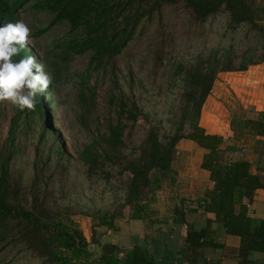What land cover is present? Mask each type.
<instances>
[{"label":"trees","instance_id":"16d2710c","mask_svg":"<svg viewBox=\"0 0 264 264\" xmlns=\"http://www.w3.org/2000/svg\"><path fill=\"white\" fill-rule=\"evenodd\" d=\"M21 9L53 16L37 36L55 26L66 31L55 40V48L37 60L45 64L53 83L37 96L34 110L21 111L10 102H0V127L9 121L7 137L0 136V264H15L22 259L37 264H158L146 247L123 250L103 243L102 238L117 228L119 219L146 220L154 213L149 205L156 193L174 186L173 161L182 140L205 150L201 168L210 173L213 187L206 191L202 205L217 216L229 234L241 237L240 258L246 261L251 252H264V221L253 220L244 202L264 185L251 172L248 161L225 155L222 136L208 133L199 123L218 75L246 71L264 61V52L259 62L250 59L239 66L231 48L220 49L223 52L214 49L208 56L201 53L189 65L175 62L173 79H180L183 94L180 119L169 134L152 124L142 106L143 95L136 88L138 77L156 83L166 66L168 47L177 39L203 35L205 25L223 13L228 15L231 30L248 27L255 40H262L264 51V8L258 0H0V26L15 23ZM77 55H89L84 73L75 75L80 79L82 123H86L97 102V85L91 86L90 80L95 72L105 75L109 66L113 82L108 94L109 112L116 121H110L108 130L96 135L73 160L59 140L49 134L51 101L47 96L55 85L71 77L69 66ZM28 56H35V52L32 54L26 46L12 59L18 62ZM121 61L128 64V91L117 75ZM135 62L136 70L132 67ZM140 119L150 128L144 140L130 148L128 141ZM232 126L264 137V113H233ZM37 129L40 140L32 163L34 174L27 179L17 161L25 153L24 140ZM49 142L52 145L48 146ZM74 162L82 165L89 180L95 176L109 180L131 175L119 210L84 214L92 218L91 241L73 218L81 210L65 206L58 195L69 185ZM176 212L184 214L179 208ZM92 245L101 248L100 256L93 252Z\"/></svg>","mask_w":264,"mask_h":264},{"label":"rangeland","instance_id":"374dc122","mask_svg":"<svg viewBox=\"0 0 264 264\" xmlns=\"http://www.w3.org/2000/svg\"><path fill=\"white\" fill-rule=\"evenodd\" d=\"M258 3L264 8V0H258ZM17 19L23 20L31 29L29 43L27 48L33 54L35 52L36 61L45 56L48 49H54V42L62 37L65 29L55 26L51 31L42 36H37L40 29H45L53 20L51 14L45 12H27L23 9L18 10ZM228 15L226 13L218 15L217 18L210 20L204 28L203 35L194 37L190 40L187 38H179L173 46L168 47L166 66L156 80V83L144 81L141 77L136 79V88L138 93L143 95L142 106L145 112L149 113L152 124L160 125L162 132L167 134L174 131V122L180 119L182 105V82L180 79H173L174 64L180 62L186 65L193 63L201 53L208 56L212 50H228L234 52L235 63L240 65L241 62H247L250 59L259 60L263 57L262 40H255L254 34L249 32L248 27L240 26L231 30L229 26ZM220 50L221 52H223ZM245 52H249L245 55ZM37 63H39L37 61ZM89 63V55H77L71 62L69 69L71 77L64 78L53 89H50L47 101H51L48 105V110L51 116V134L52 137L59 140L69 157L75 160L82 149L92 141V139L108 130L110 121H116V116L109 112L110 106L108 103V94L112 88V67L109 66L107 73L101 74L95 72L90 80L91 86L97 85L96 104L92 108L89 118L86 123L81 121V108L78 93L80 91V79L76 74L84 73ZM45 71L47 67L44 63ZM263 62H259L257 66H263ZM128 64L121 61L119 71L117 73L119 80L124 90L128 91L130 86ZM250 66L246 71H234L220 73L215 81V85L211 94L206 100L202 110L199 123L211 126V130H219L224 127L228 121L230 122L233 113H246L248 110L243 108L242 102L233 93L231 85L240 81V77L244 72L253 69ZM137 69V63L132 66ZM208 127V128H209ZM40 128V127H38ZM150 124L144 119L138 122L136 132L128 141L130 148L144 140ZM232 129L237 130L234 126ZM9 121L2 123L0 127L1 139H5L8 135ZM189 128H186L188 132ZM40 140V131L30 135L27 140H24L23 147L25 153L17 161V167L24 170L25 176L28 179L34 174L32 163L36 158V147ZM51 141L53 140L50 139ZM183 141V140H182ZM52 145L49 142L48 146ZM188 142H181L177 146L176 156L173 161L174 168H178L174 175V186L172 188H164L165 192L179 194L181 188L186 184V177L180 175L179 172H185L189 163L185 152L190 150ZM193 152V151H192ZM180 155V156H179ZM188 155V154H187ZM194 155V153H193ZM192 157L191 155H188ZM73 167V166H72ZM191 167V166H190ZM173 168V169H174ZM114 170L113 173H117ZM130 174L122 176H114L109 180H105L102 176H95L91 180L86 177L85 169L81 164L74 162L69 176V184L66 186L65 192H58L61 196L62 203L65 206H71L77 210H81V214L75 215L73 218L78 223L81 230L85 233L90 231L89 224L92 218L84 215L85 213H105L114 211L124 202L126 195V184ZM60 185V183H58ZM162 191V190H160ZM152 204V203H151ZM119 210V209H118ZM126 217L130 213V208L124 211ZM118 222H122L119 219ZM15 264H37L29 259H22Z\"/></svg>","mask_w":264,"mask_h":264},{"label":"crops","instance_id":"0c3cea01","mask_svg":"<svg viewBox=\"0 0 264 264\" xmlns=\"http://www.w3.org/2000/svg\"><path fill=\"white\" fill-rule=\"evenodd\" d=\"M239 77L240 81L234 82L231 89L243 108L254 114L264 113V65H256ZM202 127L208 133L222 136L225 143L221 149L225 155L248 161L251 172L259 176L264 185V137L248 131H234L232 119L219 130H211V126L204 124ZM181 142H188L190 147L183 154L189 164L185 172H179L186 177L184 188L179 194L158 191L154 202L149 205V210L154 211L149 218L122 219L117 222L115 230L102 238V242L115 244L123 250L146 247L158 264H264V252L260 251L251 252L246 261L242 260L241 237L229 234L217 216L205 210L202 205L205 193L213 187L210 173L201 168L205 150L191 141ZM244 202L253 220L264 221V187L246 197ZM176 208L183 210L184 214H178ZM90 233H85L89 241ZM92 250L97 256L101 255L98 245H92Z\"/></svg>","mask_w":264,"mask_h":264},{"label":"clouds","instance_id":"9594fccd","mask_svg":"<svg viewBox=\"0 0 264 264\" xmlns=\"http://www.w3.org/2000/svg\"><path fill=\"white\" fill-rule=\"evenodd\" d=\"M30 35L31 29L23 20L0 26V102H10L21 111L34 110L37 96L53 83L51 73L35 56L18 62L12 59L26 48Z\"/></svg>","mask_w":264,"mask_h":264}]
</instances>
